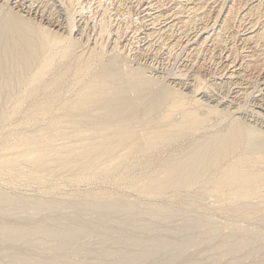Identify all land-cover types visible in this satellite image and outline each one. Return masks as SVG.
Segmentation results:
<instances>
[{
  "label": "rangeland",
  "instance_id": "rangeland-1",
  "mask_svg": "<svg viewBox=\"0 0 264 264\" xmlns=\"http://www.w3.org/2000/svg\"><path fill=\"white\" fill-rule=\"evenodd\" d=\"M178 1H182L183 6L189 7L198 2V0ZM215 1L217 0H208L206 8L200 10L199 14L209 10L213 17L221 7L222 11L216 24L213 25L215 20L210 19L209 26L204 29L202 27L206 22L199 21V28L189 31L187 36L181 34L182 29L180 31L179 29L182 25L180 21L189 13L179 14L180 16L175 17L173 12L179 8L177 1H167V3L163 1L164 5L157 0H81L77 7L82 6L83 11L76 14L75 9L69 7L73 11L71 12L63 0H34V3H32L33 0H0V4L3 5L4 11L12 9L36 23H44L63 34H66L70 28L67 19L71 16L69 14H74L73 26L75 28H73L71 36L76 41L74 42V39L71 38V42L68 44L71 49L65 48L67 57L64 59L58 57L59 59H57V65H60L59 69L63 68L62 82L65 85L73 83V86H68L70 89L65 88L66 96H72L80 90L81 85L88 81L87 78H89L91 70H98L106 62L113 60L112 62L119 64L123 69L121 71H123V75L125 74L124 80L126 81L130 74L139 71L142 78L157 81L153 93H157L156 91L159 92L167 86L173 87L193 97L195 99L193 105H201L202 110L204 108L207 110L209 107H217L221 110V114L216 117L212 116L210 122H205L200 133L205 132V128L208 131L218 129L228 120L238 117V120L244 121L253 129L261 132L259 141L256 140L257 143H255L257 147L262 146L264 149V38L262 40L259 36L264 29V15L261 17L262 19L260 18L259 24L253 28V21L260 12H257L254 17H248L246 14L249 9L260 5V11H264L262 7L264 4L262 0ZM43 2L47 4V7H44ZM200 2L204 3L205 0L204 2L201 0L197 4ZM238 2L245 6L240 10L236 22L233 23L228 34L225 35L228 37L234 34V36L231 35L228 41L222 44L225 52L223 51L219 55L220 47H216L214 51L216 54L212 56L209 54L210 49L216 46V34L222 27L221 23L227 14L226 10ZM105 22L108 24L104 25ZM170 24L172 30H170ZM104 26H108L111 33L109 30H107V34L103 32L105 31ZM119 26L121 27L120 34L116 33ZM251 26L252 28H250ZM176 41H179L180 44H177L176 48L174 46V51L170 52V46L172 47ZM202 43L204 44L201 45ZM101 44H105V47H101ZM259 44L263 46H258ZM113 46L118 48L115 50ZM197 48L202 49L199 54ZM75 49L76 52L71 54V51H75ZM95 49L101 54L100 58L98 54L99 62L95 60L97 54L91 53ZM31 53L32 51L28 54L30 57L33 55ZM253 53L255 55L252 57ZM78 55L80 60H78ZM86 58L88 62L93 61V63L91 62L92 64L86 72L74 75L75 71L87 62ZM257 59L260 66L263 65L260 70L253 68L254 60ZM62 61L63 63H61ZM82 61L85 62L81 64ZM10 62L7 63V67ZM62 65L68 66L65 69ZM54 67L58 68V66ZM197 76L203 79V83L201 89L195 92ZM13 77L12 79H14ZM12 79L8 74L3 78V81L0 80V85L6 86V89L4 86L0 89V104L3 106L6 103V101L3 102L7 98L5 97L6 93L12 92L9 91V88L7 89ZM135 94H132L134 99H136L135 97H137L136 100L138 97L141 99V94ZM37 96L39 95L30 96L28 103ZM148 100L153 99L146 98L145 102L149 103ZM60 101L56 102V107L54 105L52 111L50 110L44 118L42 117L40 120L32 118L34 120V122L31 120L32 123L28 120L29 125L24 128L29 131L47 126L51 122V118L56 115L64 117V119L61 117V126H66L72 116L68 112H65L66 116L64 113H62L63 115L59 114L58 110H56L57 114L55 113V108L58 107L57 104L59 105ZM2 108L0 106V111ZM25 108L26 105L19 114L5 122H0V132L3 130L2 128L12 129L14 127L12 125L21 119L20 116L23 112L25 113ZM97 112L94 111V116L102 114L101 110L99 113ZM178 116L181 117V113ZM83 124L80 123V125H75V128H70L69 136L60 138L59 140H63V142L58 141L55 144L61 147L67 141L74 139L73 134L74 136L76 133L78 135L80 129L84 127ZM209 124L210 127L213 125L212 129L208 127ZM6 132L1 143L14 141L11 137L13 135L6 134ZM72 132L74 133L72 134ZM195 135L184 136L175 140L176 142H170V146L164 145L149 153L146 152L147 150L142 153H116L119 156L117 159L108 161V157L107 162L104 159V163L102 162L103 165L105 164L104 167L101 165L97 168L98 161L100 162L98 159L97 165L96 162L94 163L96 169L93 166V169L81 173L78 178L76 175L79 174L77 171L79 165L71 168L72 173L70 170L66 172L67 167L63 169V162L59 166L60 162L56 160L59 154L56 156L55 153L48 155L50 160L47 156L45 157L48 160L42 162L44 167L41 163H39L41 166L37 164L38 167L31 163L30 166L28 162L17 166L16 170L11 172L12 174L10 172L0 174V193L2 194V198L0 197V264H264V233L262 232L264 231L262 230L264 229V220L259 218L261 221L259 220L260 222L257 224L256 220L254 223L256 217L253 214L250 221L242 220L243 225L247 223L242 227H247L252 222V226L257 225L256 228L262 224V229L261 226L259 227L260 233L258 232L260 230L257 231L258 233L255 232L256 229L246 233L240 230L234 231L233 234L232 231L226 232V229L223 228L224 223L231 224L238 219L227 211L219 212L218 204L215 205L214 198L206 199L208 197H206L204 188L199 185V180L190 187L179 189L168 186V190L164 188V190L156 191L152 186L151 189L155 190H152L153 193L149 187L140 188L141 185L138 183L140 178L143 179L149 172L152 178L153 175L155 176L154 173L157 175L160 168L167 165L172 157L179 153V149L194 139ZM145 147L144 149H146ZM262 148L260 147V149ZM61 154L59 160L62 159L65 163L71 153L69 155L66 153L65 156L64 153ZM79 156V159H82L80 163L88 159L87 153H80ZM84 157L87 159L85 160ZM48 161L49 166L46 167L45 164L48 165ZM53 161L56 163L54 166ZM102 163L100 162L99 165ZM107 163L110 165L108 166ZM27 164L28 166H26ZM30 168L35 171H30ZM48 168L51 169L49 172ZM158 168L159 170H157ZM73 170L77 171L76 175ZM36 171L39 174L36 175ZM148 178L147 180H150ZM176 191L179 192L176 193ZM231 207L233 208V206ZM213 213L214 215H212ZM56 221L58 222L56 223ZM220 221L224 222L223 226H220L221 223L219 225ZM230 221L231 223H229ZM221 228H223L222 232ZM218 230L219 234H217ZM225 232L226 236H224ZM261 233L263 236H258ZM228 239L229 242L226 241ZM222 245L225 248H220Z\"/></svg>",
  "mask_w": 264,
  "mask_h": 264
},
{
  "label": "bare ground",
  "instance_id": "bare-ground-1",
  "mask_svg": "<svg viewBox=\"0 0 264 264\" xmlns=\"http://www.w3.org/2000/svg\"><path fill=\"white\" fill-rule=\"evenodd\" d=\"M63 1L66 3L68 8L71 7V9H75V14L77 12L82 13L83 7L82 6L77 7V5L81 0H66V1L63 0ZM157 1L159 3L160 2L163 3V1H166V3L167 1L168 2L177 1L176 3L179 5V8L177 11L173 12V15H175V17L178 16L179 14L181 15V14L189 13L186 17L182 18L181 21L179 20L182 23L179 31L182 29L181 34L183 35L186 34V36L189 31L191 32L193 29L199 28L198 27L199 21L206 22V24H204L205 26L203 25L204 27H202L204 29L205 28L207 29V27L209 26L210 19L215 20L214 21L215 23L213 24L215 25L222 11L220 7L219 10L216 12V16L213 17L211 16V12L209 10H208L209 12L204 11L203 13L199 14L200 10L206 8V4L208 0H205V2L203 0L204 3L200 2V4H197L199 1H201L198 0V2L194 4L192 7L183 6L182 1H178V0H157ZM185 1H189V0H185ZM262 2L264 4V0H262ZM32 3H34V0ZM242 4L243 3L241 2L234 3L226 10L227 14L225 18L222 17L223 18L221 23L222 27L219 29V32L216 34L217 35V38L215 39L216 46L210 49L209 54H211L212 56L216 54V52L214 53L216 47L217 48L220 47L219 55L223 51L225 52L224 50L225 48L223 47L222 44L226 43L232 34L229 35L228 37H226L225 35L228 34L230 28H232V26L234 25L233 23L236 22L240 10H242L243 6H245ZM46 5L47 4H45L44 7ZM221 6L223 8V5ZM262 7L264 8V5ZM2 8L3 5L0 4V11H1L0 12V80L2 79L3 81V78L6 77V75L8 74L11 76V79L12 76H14L13 77L14 79H12V81L9 83V87L7 86V89L9 88V91L12 92L6 93L7 95L5 97L7 98L6 100L3 101V102L6 101L5 105L3 106L0 104V106L3 107L0 111L1 112L0 122H5L11 117L19 114L20 111L23 110L25 105H26L25 108L26 110L24 109L25 113L23 112L22 116H20L21 119L18 120L15 125H12V127L14 126L12 129L7 128L6 130L5 128H2L3 130L0 132V143L6 131H7L6 134L8 133L13 135L11 137H13L14 140L12 142H5V143L3 141L1 143L2 145L0 144L1 145L0 174L2 173L8 174L9 172L10 174H12L11 172L12 171L14 172L17 166L23 165L24 163H28V162L29 165L31 163L32 165H36V166L39 163L43 164L42 162L44 161L47 162V160L49 159L48 157L49 154L55 153L56 156L57 154H59V157L56 158V160L60 162L59 166H61L63 162L62 165L64 166L63 169L67 167L66 172L68 170L71 171V168L79 165L78 167L79 170L76 169L77 171H79V174L76 175L77 171L75 172L74 171L75 169L73 170L74 174L78 178V175H81V173L86 172L88 169H93L92 168L93 166L95 168V166L97 165L96 161L98 159H100L101 163L102 162L104 163V159L106 161L108 157H109L107 159L108 161L109 159L110 160L117 159L118 155H116V153H122V154L139 153V152L142 153V151L145 150H147L146 152L148 153L150 151L153 152V150L155 151V149L157 148L159 149V147H162L164 145L165 146L169 145L170 142L172 141L174 142L179 138L188 135L191 136V134L192 135L197 134L193 136L194 139L190 140L189 142L187 141L188 143L179 149L178 151L179 153H177L176 156L172 157V160L170 157L171 161H169L167 165L165 166L163 165L164 166L163 168L159 167L160 170L159 168L157 169L159 170L157 175L156 173H154L155 174L154 176L153 172H151V174L153 175L152 178L150 177V172H149V174L147 173L148 174L147 176L145 174V177L143 179L140 178V181L138 183L141 186L138 183L137 184L140 186V188L142 187V189H144L145 186L151 189V187L153 186L156 189V191L157 190L159 191V190H164V188L167 189L168 186L170 187L172 186L176 188L178 187V189L186 186L190 187L199 180L200 181L199 185L204 188L206 197H208L206 199L214 198L215 205L218 204L217 210L219 212L221 210L227 211L229 212V214H232L231 216H234V218L238 219L234 223H231L230 221L229 223L231 224H226L223 221L219 222V225L221 223L220 226H223L222 223H224L223 228L226 229V232L232 231L233 234L234 231L236 232L240 230V231H245L246 233L249 230L254 231V229H256L255 232H257L258 230H260L258 231L259 233L261 232L262 229L261 223H260L261 225H259L257 228H256L257 225L252 226V223L253 222L255 223L256 220H257L256 222L257 224L261 221L260 219L264 220V149L262 148V146L260 147L263 150L260 149L259 146L258 147L256 146L257 145L256 140H258V138L261 135V132L259 130L253 129L251 126L247 125L244 121L242 122L241 120L237 119L238 117L237 118L235 117V119L233 118L232 120H228V122L225 125H223L218 129L210 130L208 128L210 130L208 131L205 128V132L200 133L201 129L204 128L203 125L205 124V122H208L212 118V116L216 117V115L218 116L219 114H221L222 113L221 110H219L217 107L208 108V106H206V108H208L207 110H204L205 108L202 110L201 105H199L200 107L193 105V101L195 100L193 97H190L186 93L180 92L179 90L173 87L171 88L167 86L162 88L159 92L156 91L157 93H153V91H155L154 87H156L155 82L157 81H154L152 79L150 80V78L148 79L142 78L141 77L142 75L139 71L137 72L138 74L136 72L132 74L128 73L130 75L127 77V81H126L124 80L125 74L123 75L122 73L123 71H121L122 69L121 66L117 63L112 62L113 61L112 59H111L112 61L108 63L106 62V64L100 66L98 70H93V71L91 70V74L89 75V78H87L88 81L87 82L85 81L81 85L80 90L76 94H73L72 96L70 95L66 96L67 94L65 88L72 85L73 83L71 82V84H67L66 82L67 85H65L62 82L61 79L62 76H64L62 71L63 68L59 69L60 65H57V59H59L58 57H60V59L66 58L67 53L65 51V48L71 49V46L68 47V44L71 42V38H72L71 34L73 32V28H75V26H73L74 25L73 21L75 19L74 14L73 15L69 14L71 16L67 19L70 24V28L68 29L69 26L68 25L67 26L68 32L67 33L64 32L66 34H63L53 30L49 26L44 25V23L43 24L39 22L36 23L30 18L28 19L24 15L20 14L19 12L18 14L16 11L12 9L9 10L6 9L4 11V9ZM260 9H261V5L253 9L252 8L249 9L248 13H246L248 17L249 16L254 17L255 15H257L256 14L257 12H260V14L257 15L256 19L255 20L253 19L254 21L252 20L253 24L250 21V24H252L253 28L257 24H259L260 18L264 15V11H260ZM71 12L73 11L71 10ZM239 18L241 19L240 16ZM105 24L107 25L108 23L105 22L104 25ZM252 26L250 28H252ZM104 27H105L104 28L105 31L103 32H105L106 34L108 32L107 30H109L110 32L108 26H104ZM171 28L172 25L170 27V30H172ZM120 29L121 27L119 26L116 29V33L120 34ZM262 33H260L261 35L259 34V36H261L260 39L262 38L263 40L264 29ZM19 36L22 37L20 38ZM232 36H234V34ZM73 39L74 38H72V40ZM75 41L76 39H74V42ZM206 41L207 38L205 39V42ZM177 44H180L179 41H176L172 45V47L170 46V52H172L174 46L176 48ZM203 44L204 43H202L201 45ZM104 45L105 44H101V47L104 48L105 47ZM261 45L262 44H259L258 46ZM114 48L116 50V48L118 47L113 46V49ZM200 49H198V54L202 50ZM98 50L95 49L96 52L91 51V53L97 54V57H95L97 59L94 58L97 61L101 57L100 56L101 54L97 52ZM31 51L33 55L30 57L28 54ZM72 52H76V49L75 51H71V54ZM98 54H99V58H98ZM254 55L255 54L253 53L251 56L253 57ZM79 57L80 56L78 55V60H80ZM87 58L85 61H87ZM85 61H82L81 64H83ZM254 61L255 62L253 68L255 70H260L263 65L260 66L258 59ZM8 62H10V65L7 67ZM91 62L93 63V61ZM91 62L87 61L86 63L83 64V66L79 67L78 69L76 68L77 70L75 71L76 73L74 75H79L82 74L83 72H86V70H88V68L92 64ZM61 63H63V61ZM12 64H13V68H12ZM4 65H6L7 68L4 67ZM68 65H66V67H64L63 65L62 66L66 69ZM54 66H58V68H55ZM53 67L54 70H52ZM196 80L197 82L194 91L198 92L202 87L203 79L197 76ZM3 86L0 85V89L1 87L3 88ZM4 88L6 89V86H4ZM135 93L141 94L140 96L141 99H139V97L138 100H136L137 97H135L136 99H134V97H132L133 96L132 94ZM35 94H38L39 96H37L30 103H28V99L30 98V96H33ZM146 98H151L153 100H150L151 102L148 100L149 103H146L145 102ZM59 101L60 103L59 105L57 104L58 109L55 108V113L57 112L56 110H58L59 114L64 113L65 115V112H68L72 116L68 124L66 123L67 124L66 126L64 127L61 126L62 123L61 117L63 119L64 117L61 115H56V117L54 118L50 116L53 119L51 118L50 120L51 122H49L47 126L41 128L37 127V129L35 130L30 129L29 131L25 129L26 126L29 125L28 120L31 122L32 118L37 120L38 119L40 120V118L42 117L44 118V116H46V114L48 115V112L51 109H53L52 107L54 105L56 107V102ZM100 110L102 114L100 112L101 114L100 116L98 115L94 116L95 114L94 111L99 113ZM179 113H181V117L178 116ZM29 115L33 117L30 116L31 117L30 119ZM66 118L68 119V117ZM32 121L34 122V120ZM80 123L81 124L84 123L83 124L84 127L81 129L78 128L80 129L78 135L75 132L76 134L74 136L73 134L74 132H72L73 134L72 137H74V139L67 141L61 147H58L59 145L55 144L56 142L61 141L59 140L60 138L63 139L64 136L68 135L70 128H75V125H80ZM212 126L210 127V124L208 125V127H210L211 129L213 128ZM62 142L63 140L61 141V143ZM144 147L146 149H144ZM61 153H64V156L66 155V153H68V155L71 153L69 156L67 155L68 158L67 161L65 162L66 164L62 159L59 160V158L61 157L60 156ZM80 153H84V154L87 153L88 155L87 157L88 159L84 157V159L87 160L82 161V163H80L82 159L81 160L79 159ZM46 156L48 157L47 160L45 159ZM54 162L55 161H53V166L54 164H56ZM95 162L96 165H94ZM100 162L98 161L97 168L98 166L101 167V165L103 167L105 166V164L103 165V163L99 165ZM41 164L39 165L41 166ZM47 164L48 165L45 164L46 167L49 166V161ZM26 166H28V164ZM60 168L62 169V167ZM49 170L51 169L48 168V172ZM30 171L34 172L35 170L33 171L30 168ZM91 173H93V171ZM37 174H39V172L36 171V175ZM85 175L87 174L85 173ZM147 177H149L150 180H147ZM154 188H152L151 191L154 190ZM177 192L179 191H176V193ZM1 196L2 194L0 195V197ZM255 200L257 201L255 202ZM231 206H233V208ZM209 210L211 211V209ZM214 213L212 215H214ZM252 214L256 218L251 223V225L249 223L250 227L249 226L242 227L244 225H247L246 222H245L246 224L243 225L242 222L244 220L248 219L250 221V218H253ZM57 222L58 221H56V223ZM260 226L261 229H259ZM223 228H221V232ZM219 230L217 234H219ZM226 232L224 236H226ZM262 232L264 233V231ZM263 233H261L258 236H263L264 235ZM235 234L234 236H236ZM226 241L229 242V239ZM222 247L224 246L223 245L220 246V248ZM220 250L222 251L223 249Z\"/></svg>",
  "mask_w": 264,
  "mask_h": 264
}]
</instances>
